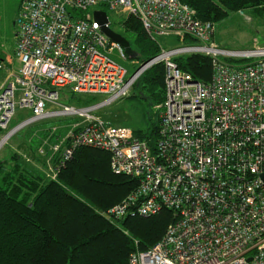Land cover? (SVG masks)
Masks as SVG:
<instances>
[{
    "label": "built area",
    "instance_id": "obj_1",
    "mask_svg": "<svg viewBox=\"0 0 264 264\" xmlns=\"http://www.w3.org/2000/svg\"><path fill=\"white\" fill-rule=\"evenodd\" d=\"M96 5L137 17L153 40L175 35L185 45H159L157 55L129 74L111 57L115 51L127 59L123 46L88 14ZM13 24L18 67L7 69L0 83V132L6 131L0 144L36 121L76 116L50 145L45 177L55 179L77 147H95L109 153L114 172L139 179L104 215L172 213L161 240L132 252L128 264H264V45L219 47L214 25L200 21L182 0H20ZM187 53L210 57L208 82L178 67L174 58ZM156 63L164 66L165 82L164 99L153 106L158 128L152 149L130 127L113 126L96 110L128 97ZM65 87L104 99L61 101ZM17 107L29 116L8 130Z\"/></svg>",
    "mask_w": 264,
    "mask_h": 264
},
{
    "label": "trees",
    "instance_id": "obj_2",
    "mask_svg": "<svg viewBox=\"0 0 264 264\" xmlns=\"http://www.w3.org/2000/svg\"><path fill=\"white\" fill-rule=\"evenodd\" d=\"M182 1L195 10L200 21L213 25L232 12L264 11V0ZM122 25L134 35L131 46L137 58L145 62L158 54L159 44L137 17L125 15ZM185 41L192 43L194 39L187 37ZM174 61L194 79L210 80V57L187 53ZM0 75L3 78L5 73ZM164 82V66L156 63L140 74L132 90L145 88L153 107L164 99ZM71 97L77 105L99 101L93 94L71 93ZM155 115L147 130H133L152 149L157 138V111ZM22 158L16 152L9 159L0 158V264H128L132 252L146 250L161 240L172 220L168 209L117 220L103 214L139 184L137 177L114 172L104 150L77 147L55 179L31 169Z\"/></svg>",
    "mask_w": 264,
    "mask_h": 264
},
{
    "label": "rangeland",
    "instance_id": "obj_3",
    "mask_svg": "<svg viewBox=\"0 0 264 264\" xmlns=\"http://www.w3.org/2000/svg\"><path fill=\"white\" fill-rule=\"evenodd\" d=\"M19 2L20 0H0V59L3 60L4 64V69H0V73H6L7 69H9L8 72H11L18 67L14 55L15 27L13 22ZM95 10H104L108 16L110 28L125 37L133 46L134 35L122 25V20L125 17L123 12L110 9L104 5H96L88 10L89 16H92ZM213 40L219 47L228 50H248L253 48L255 44L263 46L264 11L261 14H256L250 9H246L243 14L239 12L230 13L228 17L214 25ZM156 42L165 49L185 45L175 35H158L156 36ZM111 57L122 64L129 74H132L142 63V59L137 57L121 59L115 51L111 54ZM2 79L0 75V83ZM147 94L145 88L136 86L128 97L103 105L96 110V113L113 126L122 125L130 127L132 130L145 131L150 126L151 119L154 120L156 116L150 100L146 97ZM59 96L61 101L74 103L75 98L71 97L70 87L59 90ZM103 99L104 96H99L100 101ZM28 116L29 111L17 107L15 115L9 123L8 130L17 126ZM78 119L76 116L49 117L23 126L0 146V158L9 159L11 153L16 152L21 158L23 157V162L34 169L33 158L36 157V154L41 156L38 149L46 140L43 139L44 130L63 127V132L58 131L62 136L68 130V126ZM5 132H0V135H4Z\"/></svg>",
    "mask_w": 264,
    "mask_h": 264
},
{
    "label": "water",
    "instance_id": "obj_4",
    "mask_svg": "<svg viewBox=\"0 0 264 264\" xmlns=\"http://www.w3.org/2000/svg\"><path fill=\"white\" fill-rule=\"evenodd\" d=\"M94 20H97L102 28V30L110 37L111 40L120 43L124 51L128 54L129 57H137V52L131 47L129 41L122 35L114 32L110 27L106 25L108 22L107 13L104 10H95L92 13Z\"/></svg>",
    "mask_w": 264,
    "mask_h": 264
},
{
    "label": "crops",
    "instance_id": "obj_5",
    "mask_svg": "<svg viewBox=\"0 0 264 264\" xmlns=\"http://www.w3.org/2000/svg\"><path fill=\"white\" fill-rule=\"evenodd\" d=\"M57 128L58 127H56V131L54 133H52L51 128L48 130H44V132H43L44 138L43 139H47L46 143L44 144L45 154L41 155L42 157L38 156L37 154H36L35 158L32 157L34 160V162H33L34 168L37 170H40L43 174H44V170L46 168V160H47V158H49L52 155L50 145L55 143L57 141V137L60 136V133L64 131L63 127L58 128V130H57ZM68 128H69V126H68ZM52 160H53V158H52Z\"/></svg>",
    "mask_w": 264,
    "mask_h": 264
},
{
    "label": "bare ground",
    "instance_id": "obj_6",
    "mask_svg": "<svg viewBox=\"0 0 264 264\" xmlns=\"http://www.w3.org/2000/svg\"><path fill=\"white\" fill-rule=\"evenodd\" d=\"M18 130H19V129H18ZM18 130H17V131H18ZM5 133H6V132H5ZM3 143H4V141H3V142H1L0 146H1Z\"/></svg>",
    "mask_w": 264,
    "mask_h": 264
}]
</instances>
